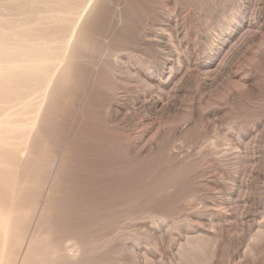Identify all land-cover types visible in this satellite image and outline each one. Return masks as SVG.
<instances>
[{"label":"rangeland","instance_id":"1","mask_svg":"<svg viewBox=\"0 0 264 264\" xmlns=\"http://www.w3.org/2000/svg\"><path fill=\"white\" fill-rule=\"evenodd\" d=\"M0 21L48 48L0 110L27 126L0 146V264H264V0H0Z\"/></svg>","mask_w":264,"mask_h":264},{"label":"bare ground","instance_id":"2","mask_svg":"<svg viewBox=\"0 0 264 264\" xmlns=\"http://www.w3.org/2000/svg\"><path fill=\"white\" fill-rule=\"evenodd\" d=\"M29 27L32 26L17 28L9 21L8 23L0 21V110H3L10 100L12 103L17 97L26 96L29 89L35 88L38 83L45 80L43 73L47 66L48 48L44 47L42 42L40 43L43 45L39 42L36 44L34 42L36 40L33 41L34 43L28 40L34 36V28ZM5 124L0 121V146L7 144L6 139L9 135L23 133L27 127L26 125L7 126ZM3 223L2 218L0 229Z\"/></svg>","mask_w":264,"mask_h":264}]
</instances>
